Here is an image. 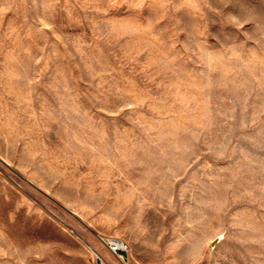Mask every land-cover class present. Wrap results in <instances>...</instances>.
<instances>
[{
    "label": "rangeland",
    "instance_id": "rangeland-1",
    "mask_svg": "<svg viewBox=\"0 0 264 264\" xmlns=\"http://www.w3.org/2000/svg\"><path fill=\"white\" fill-rule=\"evenodd\" d=\"M101 262L264 264V0H0V264Z\"/></svg>",
    "mask_w": 264,
    "mask_h": 264
},
{
    "label": "built area",
    "instance_id": "built-area-1",
    "mask_svg": "<svg viewBox=\"0 0 264 264\" xmlns=\"http://www.w3.org/2000/svg\"><path fill=\"white\" fill-rule=\"evenodd\" d=\"M107 242L109 244V248L114 251L115 253H125L127 252L128 246L124 241L120 239H107ZM101 264H107L104 262H101Z\"/></svg>",
    "mask_w": 264,
    "mask_h": 264
},
{
    "label": "bare ground",
    "instance_id": "bare-ground-1",
    "mask_svg": "<svg viewBox=\"0 0 264 264\" xmlns=\"http://www.w3.org/2000/svg\"><path fill=\"white\" fill-rule=\"evenodd\" d=\"M93 249V248H92ZM96 253V252H95ZM97 254V253H96Z\"/></svg>",
    "mask_w": 264,
    "mask_h": 264
}]
</instances>
